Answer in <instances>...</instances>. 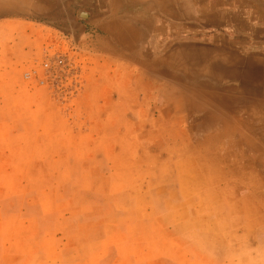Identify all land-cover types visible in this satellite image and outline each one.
Masks as SVG:
<instances>
[{
	"label": "rangeland",
	"instance_id": "374dc122",
	"mask_svg": "<svg viewBox=\"0 0 264 264\" xmlns=\"http://www.w3.org/2000/svg\"><path fill=\"white\" fill-rule=\"evenodd\" d=\"M0 264H264V0H0Z\"/></svg>",
	"mask_w": 264,
	"mask_h": 264
},
{
	"label": "built area",
	"instance_id": "2783aa9c",
	"mask_svg": "<svg viewBox=\"0 0 264 264\" xmlns=\"http://www.w3.org/2000/svg\"><path fill=\"white\" fill-rule=\"evenodd\" d=\"M53 64H54V70L58 67V66H62L64 64V60L62 58H57L54 60V63H52L51 61H46L44 63V66L51 70L53 68Z\"/></svg>",
	"mask_w": 264,
	"mask_h": 264
},
{
	"label": "bare ground",
	"instance_id": "6f19581e",
	"mask_svg": "<svg viewBox=\"0 0 264 264\" xmlns=\"http://www.w3.org/2000/svg\"><path fill=\"white\" fill-rule=\"evenodd\" d=\"M104 1V0H103ZM224 138V137H223ZM177 150V149H176Z\"/></svg>",
	"mask_w": 264,
	"mask_h": 264
},
{
	"label": "water",
	"instance_id": "95a60500",
	"mask_svg": "<svg viewBox=\"0 0 264 264\" xmlns=\"http://www.w3.org/2000/svg\"><path fill=\"white\" fill-rule=\"evenodd\" d=\"M101 2H102V0H101Z\"/></svg>",
	"mask_w": 264,
	"mask_h": 264
}]
</instances>
